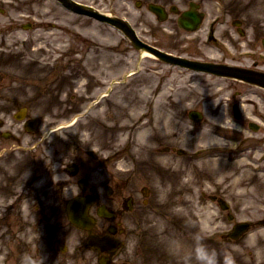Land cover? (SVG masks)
<instances>
[{
  "label": "rangeland",
  "instance_id": "1",
  "mask_svg": "<svg viewBox=\"0 0 264 264\" xmlns=\"http://www.w3.org/2000/svg\"><path fill=\"white\" fill-rule=\"evenodd\" d=\"M76 1L92 4L104 13L114 15L122 12L121 14L126 15L121 7L113 9L109 0ZM243 1L244 8L248 9L245 16L264 19V0ZM38 3H42L49 10L37 8ZM29 6L31 8H27ZM16 7L19 8V11L16 10ZM206 7L211 11L210 13L207 12L209 15L218 14L215 2L206 3ZM0 9L3 10V13L0 14V55H2L0 60H3L0 61V72L3 71V75H0V77L4 76L5 78L6 72L16 76V82L10 81L11 83L6 88L9 92L14 93L15 91L17 94H21V102L28 103L32 99L30 94L34 90L36 76L41 74L44 76L46 69V67L44 68V63H48V69H51L53 68L51 66L53 57L61 52L62 54L68 52L69 44H62L60 41V39L65 40L67 37L60 36L61 34L69 32L70 35L68 37L70 38L75 33L74 29L77 32L89 35V38L85 39V50L83 51L85 59L84 73L88 70L96 71L100 69L96 58L99 60L100 57L101 60L106 61L109 57L108 54H104L106 51L98 48L105 47L97 44L95 36L97 33L108 34L111 30L108 31L105 28V31V29L101 28V31H99L96 28L97 22L67 12L54 0H32V2H27V0H0ZM46 10L49 13H45ZM126 11L129 13V21L139 32L140 36L143 34V29L150 28V26L154 29L155 35L158 34L162 27L166 29L173 28L171 23H165L164 25L155 23L145 8L136 9L133 4H129L126 6ZM211 17L213 16H209V18ZM30 19L40 20L39 23L41 25ZM23 22L31 23V28L28 30L21 29L20 24ZM48 22L53 23V25L48 26ZM7 25L9 27H3ZM13 27H18L19 29L14 30ZM103 27L107 26L104 25ZM13 33L19 34L20 38L16 41L8 39ZM160 33L158 36L161 46L171 48L173 46V36L170 34L165 35L161 31ZM115 41L117 43L113 57L115 66L110 70L113 69V72H116L117 82H125V84L114 88L112 97L108 101L94 106L92 110V113L94 111L97 113L94 116L104 117V120L113 123V128H110L111 131H104L103 125L96 122L97 120H94L91 116L85 119L80 118L72 128L70 127L71 130L74 129L79 134L83 131H93L92 134L87 132L92 136L91 139L93 140L90 146H112L119 154H125L124 156L128 160L127 164L130 163L131 165L127 166L126 164L125 167L132 168L137 175L142 176L143 178H140L142 183L155 188L159 198L165 197L160 183L166 184L169 189L170 187L173 188L172 184L191 187L198 181L206 180L217 187L224 186L230 189L228 196L231 198L234 210V221L247 218L249 213L244 214L242 210L238 211L237 208V197L240 196V193L237 192L241 185L240 182L254 181L256 183L254 189H250L251 193L247 195L253 200L260 194L264 195V174L260 173L251 176L249 171L240 170L243 167H249V165L243 164V159L236 158L237 151H232L228 148L230 153L222 154V151L227 146L230 147L237 143L239 135H246L241 133L233 136L226 133L228 131L230 133L233 132L231 128L233 125L224 114V99L232 91H244L247 88L240 84L235 85L222 78L192 73L182 69L178 70L147 57L141 58L139 51L124 41L118 32H116ZM71 49L74 48L71 47ZM100 50L99 54L97 51ZM109 54L111 56L112 51ZM74 57L79 59V55ZM135 64L138 66V73L122 80L119 76L120 73L122 71L130 72L135 67ZM54 70L55 74L65 75L61 73L60 68L56 67ZM23 80L27 84L20 86V82ZM62 81L64 80L62 79ZM156 89L161 91V95L153 99V93ZM54 90L57 96L50 97L49 104L43 102L45 100L34 98L32 101H35V104L27 105L31 115H40V117L44 118L43 123L56 116L68 117L69 114L81 109L84 105L81 98L79 99L78 97L64 100L61 92H69L67 84L64 83L59 90ZM257 92L262 94L261 91ZM152 100H154V103ZM259 102L261 104L264 103L261 99H259ZM124 105H131L130 110L124 117H120L118 110ZM258 105L264 110L263 105ZM16 106H20V102L14 101L12 104L0 105V115L8 121L11 119L13 111L17 108ZM192 108L202 110L204 113L202 123L194 124L187 119L186 112ZM8 111L11 112L7 113ZM151 111L152 114L150 116L149 112ZM143 114L144 117L141 118ZM152 115L167 120L169 131L176 130L174 135L156 138L150 143L154 151L153 154H149L146 150H141L139 144L133 139L123 146L117 144L116 137L118 132L116 131V126L128 121L125 117H131L133 122L138 120L137 123L139 124L149 116L152 118ZM224 126H228L229 130L226 131ZM17 130L20 133L19 128ZM131 133H133L132 130ZM63 134L64 132L61 133V135ZM85 135L83 137L90 138L89 135ZM261 136L262 134H259L255 139ZM163 147L182 149L185 153L181 156L162 153L160 150ZM259 150L258 154L254 156L255 164L264 163V161L258 160L259 153L264 151V146H260ZM44 151L46 150L42 149V152ZM6 156L10 158L4 160L5 165L7 167L12 166L16 170L21 162V155L15 160L11 159V155ZM263 163L258 165L262 169H264ZM161 179L164 181H161ZM170 195L173 197V194L170 193ZM248 201L251 200L249 199ZM261 201H264V199L261 198ZM155 203H159V200H155ZM256 210L260 211V206L256 207ZM157 214L158 210L156 208L155 211L150 213V219L163 222L165 225L166 223ZM250 218L257 222L258 220H264V214H255L254 217ZM204 219L207 221V231L211 233L215 231L216 225L223 226L221 223L223 220L217 213H213L210 217H203ZM4 228L6 227H0V232ZM1 247H5V244L1 243ZM210 253H213L215 258H222L223 254L237 258L240 264H264V225H255L251 234L239 245L234 247L222 246L221 249L214 248ZM0 264H2L1 256Z\"/></svg>",
  "mask_w": 264,
  "mask_h": 264
},
{
  "label": "flooded vegetation",
  "instance_id": "2",
  "mask_svg": "<svg viewBox=\"0 0 264 264\" xmlns=\"http://www.w3.org/2000/svg\"><path fill=\"white\" fill-rule=\"evenodd\" d=\"M147 2L160 4L167 9H170L172 5L167 0H147ZM202 2L203 0H176V13L173 15L176 30H178L177 21L181 13L188 9L191 3L197 4L201 10ZM204 26L201 25L198 32H202ZM208 26L213 32L218 29L212 23ZM218 26L220 27L219 38L224 46L219 47L223 56L220 62L248 72L259 71L263 65L258 56L264 37V23L257 22L255 19L228 15V18L223 19ZM195 35L194 41H182L175 38L174 47L177 55L201 60L197 50L192 49L193 44L194 47L200 49L202 47L198 39L200 34L195 33ZM246 52L248 54H245ZM73 64L74 61L70 60L69 66ZM109 64L110 60L106 62V65L109 66ZM2 149L4 147L0 141V150ZM75 168V173H70L69 177L78 175L79 166L76 165ZM80 179L84 178L78 177L72 184H49L38 192L33 189L34 181H32L23 188L21 193L15 194L14 209L17 214L27 215L26 221L29 223L27 229L34 236L33 251L30 254L32 264L42 262L45 264H99V258L102 255L94 248H86V241L91 235H106L109 225L114 226L112 238L123 241V246L108 256V264H188L181 263L177 258L164 256L156 246L147 243L148 232L144 225L145 221L142 223L143 207L129 186L130 178L117 177L109 173L104 185V187L108 186V189L103 190L100 188L91 190L92 187H88L87 182L80 186ZM71 186L72 191L64 192ZM52 188H54L53 192H50ZM72 198L83 200V203L78 206L85 207L87 214L94 217V226L91 230L78 228L68 221L65 204ZM101 205L106 207L107 218L98 216ZM45 226H47L46 232L43 228Z\"/></svg>",
  "mask_w": 264,
  "mask_h": 264
},
{
  "label": "bare ground",
  "instance_id": "3",
  "mask_svg": "<svg viewBox=\"0 0 264 264\" xmlns=\"http://www.w3.org/2000/svg\"><path fill=\"white\" fill-rule=\"evenodd\" d=\"M27 2H32V0H27ZM38 4L39 8H46V6L42 3ZM12 38H17V34H15ZM140 54L141 56L152 58V56L146 51L141 50ZM120 112L121 115H126V112H123V110H120ZM152 117V119L149 117L139 124L136 121L133 122L131 120L132 118L127 119L128 121H124L122 124H118L116 126V130L118 132L116 137L117 144L123 146L133 139L139 144V148L141 150L150 149V143L153 140L156 138H162L170 133L167 120H164L156 115H152ZM131 130L133 133H131Z\"/></svg>",
  "mask_w": 264,
  "mask_h": 264
},
{
  "label": "water",
  "instance_id": "4",
  "mask_svg": "<svg viewBox=\"0 0 264 264\" xmlns=\"http://www.w3.org/2000/svg\"><path fill=\"white\" fill-rule=\"evenodd\" d=\"M62 1L65 3L66 6L70 7L71 9H73V10H75V11H77V12H81V11H80V8H81V7H80L79 5H76V4H74V3H71V2H69L68 0H62ZM88 14L93 15V16H95V17H99V18H101V19L108 20L109 22L114 23V24H116L117 26H119V27H121V28L124 29V26H123L120 22H118V21H114V20H111V19H106V18H104V17H100V16H98V15H96V14H93V13H88ZM193 20L196 22V21H197V18L194 17ZM184 26L187 27V28H189L188 25H187V26L184 25ZM152 51H153L155 54H157L159 57H165L166 60H169V61H171V62L180 63V64H183V65H186V66H189V67H192V68H196V69L206 70V71H208V72H212V73H215V74H225V73L223 72L222 68H219V67H215V66H207V65H201V64H198V63H191V62H182V61H179V60L174 59V58H172V57L164 56V55H162V54H160V53H158V52H156V51H154V50H152ZM240 227H242V226H240Z\"/></svg>",
  "mask_w": 264,
  "mask_h": 264
},
{
  "label": "clouds",
  "instance_id": "5",
  "mask_svg": "<svg viewBox=\"0 0 264 264\" xmlns=\"http://www.w3.org/2000/svg\"><path fill=\"white\" fill-rule=\"evenodd\" d=\"M201 257L206 262V264H216V258L210 256L207 253V250L203 248V246L200 247Z\"/></svg>",
  "mask_w": 264,
  "mask_h": 264
}]
</instances>
